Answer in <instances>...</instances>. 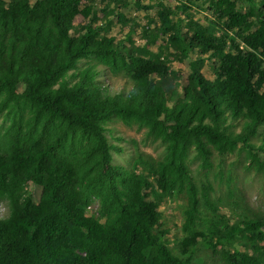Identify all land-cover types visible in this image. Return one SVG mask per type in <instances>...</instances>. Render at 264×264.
Segmentation results:
<instances>
[{
    "label": "trees",
    "instance_id": "trees-1",
    "mask_svg": "<svg viewBox=\"0 0 264 264\" xmlns=\"http://www.w3.org/2000/svg\"><path fill=\"white\" fill-rule=\"evenodd\" d=\"M207 1L220 29L179 15ZM130 6L152 3L0 0V264H186L159 227V200L172 192L185 196L182 254L221 245L223 264H264L263 222H227L185 160L192 148L209 168L213 152L238 150L264 172V0L153 3L140 43L114 30ZM112 118L163 143L145 173L112 163ZM93 198L102 220L86 212ZM202 207L214 214L204 230ZM235 241L245 250L222 245Z\"/></svg>",
    "mask_w": 264,
    "mask_h": 264
},
{
    "label": "rangeland",
    "instance_id": "rangeland-1",
    "mask_svg": "<svg viewBox=\"0 0 264 264\" xmlns=\"http://www.w3.org/2000/svg\"><path fill=\"white\" fill-rule=\"evenodd\" d=\"M143 5L152 3L149 10L139 8L137 6H130L122 9V15L125 21L118 24L114 30L117 33L126 34L131 31L132 40L137 43L141 42L138 34L139 26L144 23L146 14L154 10L153 3L157 2L172 3L178 5L184 0H141ZM189 5V4H188ZM208 1L204 2L201 6L189 5L190 8L184 12L180 11L179 15L183 16L188 13L190 17L201 23H208L216 30L220 29V24L211 18V13L208 11ZM102 12L99 13L101 15ZM133 24L136 28L133 29ZM155 50L156 45L150 46ZM170 63L175 67H182L175 61L173 56H169ZM104 83L116 86L124 77L118 75L112 77L103 74L99 78ZM230 129L236 131L238 123L229 121ZM8 124V119L4 114H0V137L4 131L5 126ZM105 133L112 144L111 155L112 163L118 164L126 169H133L137 173L145 171L146 165L142 161L156 162L164 155V145L159 140H154L144 127L135 123L123 124L121 121L112 118L105 123ZM260 132H264V125L260 128ZM259 136L252 138L253 142H258ZM186 164L190 169L194 178L195 184L200 188L201 184L208 185L209 196L217 206L218 210L224 214L225 219L229 223L240 220L243 217L258 218L264 225V172L256 171L253 169L243 151H234L229 154L217 155L215 152L211 156V166L209 168H202L199 166L198 157L195 155L194 150L190 148L186 155ZM28 188L33 194H38L39 190L28 184ZM185 207V196L182 193L172 192L169 195L163 196L159 200L158 210L159 227L167 230L165 235L166 244L171 253L181 259L188 258L186 264H223L219 256V249L222 247L218 245L216 250L205 247L202 243L197 244L194 248L182 254L180 251L179 242L183 237L181 224L183 221V209ZM7 204L4 200H0V218L7 215ZM88 215L102 220L99 217V202L93 198L86 207ZM202 220L199 224L200 229H205L214 217V214L205 208H201ZM264 230V226H263ZM223 247L233 246L245 250L240 242L235 241Z\"/></svg>",
    "mask_w": 264,
    "mask_h": 264
}]
</instances>
